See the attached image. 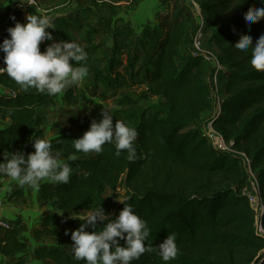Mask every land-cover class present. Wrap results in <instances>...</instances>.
I'll use <instances>...</instances> for the list:
<instances>
[{"label":"trees","instance_id":"obj_1","mask_svg":"<svg viewBox=\"0 0 264 264\" xmlns=\"http://www.w3.org/2000/svg\"><path fill=\"white\" fill-rule=\"evenodd\" d=\"M167 1L170 9L159 16L158 25L147 27L143 39L128 41L124 50L118 34L110 51L96 44L99 29L91 26L89 15L78 12L75 22L52 19L54 28L47 31L56 42L74 41L88 53L89 75L82 90L69 86L56 96L25 92L7 74L0 75V117L10 122L0 129V162L19 146L25 156L34 152L32 138L47 139L51 131L53 151H60L61 161L73 169L68 184L40 181L47 210L33 230L36 264H83L73 259L71 248V231L82 221L71 215L84 216L102 206L114 219L125 205L113 202L107 192H116L123 181V201L148 221L153 247L132 264H165L156 246L169 233L175 234L178 252L167 264H264V238L256 233L255 213L244 194L251 189V170L264 203V72L251 67V50L242 54L233 47L241 36L250 35L255 43L264 35V20L250 29L244 23L249 10L264 4L202 2L207 44L223 67L218 83L224 98L218 107L211 84L216 68L191 53L196 24L192 10L183 0ZM9 2L15 0H0ZM80 17L85 27L78 23ZM52 42H43L41 51ZM100 97L113 101L109 112L114 122L119 119L137 130L134 160L109 144L99 154L74 149L73 140L107 110L98 103L95 109L87 106L89 99ZM56 108L72 119L76 133L63 130L60 122L50 124L41 113ZM209 123L236 153L213 145L205 136ZM5 179L0 175V189ZM24 193L25 186L17 185L9 199L17 201ZM28 248L15 232L5 231L2 253L14 264H27Z\"/></svg>","mask_w":264,"mask_h":264},{"label":"clouds","instance_id":"obj_2","mask_svg":"<svg viewBox=\"0 0 264 264\" xmlns=\"http://www.w3.org/2000/svg\"><path fill=\"white\" fill-rule=\"evenodd\" d=\"M18 2L21 7L25 4L23 0ZM260 3L264 4V0ZM12 19L15 20V16ZM261 20H264V7L251 9L244 17L249 29ZM26 21L9 27L10 38L0 43L5 65L0 67V75L7 74L22 91L35 89L48 96L61 94L69 86H80L89 75L87 51L74 41L56 42L52 32L47 31L54 28L49 17L29 14ZM45 41L53 42L42 52L40 45ZM233 47L242 54L251 50V67L264 72V35L255 43L252 36H241ZM137 136L136 129L119 119L114 124L113 115L102 109V119H94L90 129L73 140V147L77 152L99 154L109 144L115 147L117 154L126 151L128 160L132 161L137 155L134 146ZM32 143L35 151L27 156L19 151L5 154L4 161L0 162V175L11 178L19 186L35 187L44 179L68 184L73 169L69 163L61 161V152H54L52 143L38 136L32 138ZM120 202L125 206L114 219L102 206L84 216L71 215L82 221L79 228L71 231L74 260L83 264H132L145 252L153 251L148 221L136 213L131 204ZM88 228L93 231H87ZM156 247L165 264L175 259L178 252L175 234L169 233Z\"/></svg>","mask_w":264,"mask_h":264},{"label":"rangeland","instance_id":"obj_3","mask_svg":"<svg viewBox=\"0 0 264 264\" xmlns=\"http://www.w3.org/2000/svg\"><path fill=\"white\" fill-rule=\"evenodd\" d=\"M25 4L23 7H21L18 0H15L13 4L10 6H5L0 3V21L3 20L5 16L9 14V12L12 10V7L14 5L17 6V10L15 12V17L18 21H21L23 19L24 22L26 21V17L29 14H35L38 16H46L53 21V18H63L70 17L71 22H75L77 19V12L81 13V16L89 15L90 21L89 23L91 26L96 27L99 29V34L96 37V44H104L106 42L107 38H110L112 36V33L114 32L110 26H108V23L111 24V21L108 22L103 18L105 14L108 11H112L114 8H117L119 6H115L114 0H38L39 9H34L32 6H29L27 0H23ZM120 8H132L136 5V0H128L127 3H122ZM5 6V7H4ZM167 7V4L165 3V0H143V4L139 7L138 13H133V15H127L125 11L121 12V16L119 15L121 24L124 22L126 25H132V27L140 26L138 28L134 27L135 29H140V31H146L147 25H144L145 21H150V17L153 15L154 12L158 11V9H165ZM170 8L167 7V11L164 13L166 14ZM125 10V9H124ZM125 16V17H123ZM132 16V17H131ZM83 17H80L79 22H84L82 27L86 26V20L82 19ZM126 19V20H125ZM159 20V17H158ZM88 21V20H87ZM53 24V22H52ZM54 25V24H53ZM57 27V26H56ZM84 31V29H83ZM8 37L9 33L7 32ZM111 35V36H110ZM145 35V34H144ZM112 38V37H111ZM43 44V43H42ZM42 44L40 45V48H42ZM106 45V43H105ZM112 47H114V42L112 44ZM126 47L123 45V50ZM77 90H82L83 85L80 87L75 86ZM220 97L223 99L224 94L220 91ZM100 102L95 101L94 99H89L87 101V106L91 109L97 108L96 103L102 104L107 108L108 111H111L114 109L113 101L111 99L104 100L102 97ZM57 112V113H56ZM56 112H49L43 110L41 113L46 115L48 117V120L50 124L53 123H59L62 126V129L70 132V133H76L78 128L77 126L72 125V119L68 115L62 114L59 109L56 108ZM115 124V122L113 121ZM124 178V177H123ZM7 179V178H6ZM7 181V180H5ZM4 181V182H5ZM126 192V184L123 181L119 187V189L116 192H107V196L112 198L113 202H120V200H123V196Z\"/></svg>","mask_w":264,"mask_h":264},{"label":"crops","instance_id":"obj_4","mask_svg":"<svg viewBox=\"0 0 264 264\" xmlns=\"http://www.w3.org/2000/svg\"><path fill=\"white\" fill-rule=\"evenodd\" d=\"M131 1V0H130ZM126 1H115V6H119L117 8H114L112 11H108L103 18L108 22L111 21V24L108 23V26L111 27V29L114 31L112 33V38H107L106 42H104V49H108L109 51L112 50V44L114 42L115 35H119V41L120 44L125 46V44L129 42L139 43L145 34V31H140V29H135L134 27L138 28V26L132 27V25H126L124 24V21L122 24L120 22L119 15L121 16V12L125 11L127 15H133V13H138L139 7L143 4V0H136L135 7H132L130 9L126 8H120L122 3H127ZM165 3L168 7V1L165 0ZM12 2H9L5 4V6H10ZM167 7L165 9H158V11L154 12L153 15L150 17V21H145L144 25L155 27L158 25V17L162 14H164L167 11ZM125 9V10H124ZM78 13V12H77ZM77 16V14H76ZM125 17V16H123ZM132 17V16H131ZM16 18V17H15ZM6 16L3 18V20L0 21V35H1V43L5 38L8 37L7 29L9 27H14L16 22L18 21L17 18L10 23H6ZM126 20V19H125ZM24 22V21H23ZM26 23V22H24ZM196 26V24H195ZM2 54L1 61H3L4 53L0 52ZM0 91H3V89L0 87ZM10 125V122H5L3 127H6ZM51 137H53V133L51 131H48L47 133V140H49ZM19 152L24 151V147L19 146L18 147ZM7 181L4 182V187L0 189V221H7L12 224L13 228L12 231L17 234V236L24 241H27L29 244L28 253L29 258L27 260V264H36L34 260V247L35 242L33 240V230L38 228L40 226L42 216L47 210V205L43 203L41 196H40V185L41 183L35 187L27 186L25 185V193L24 196L17 201H11L10 195L12 190H14L18 183L15 181H12L11 178L5 176ZM5 231L0 229V264H14L13 261L10 258H7L2 253V245H3V237H4ZM21 256V255H20Z\"/></svg>","mask_w":264,"mask_h":264},{"label":"built area","instance_id":"obj_5","mask_svg":"<svg viewBox=\"0 0 264 264\" xmlns=\"http://www.w3.org/2000/svg\"><path fill=\"white\" fill-rule=\"evenodd\" d=\"M29 6L34 7L35 9H39L38 0H27ZM189 8L192 10L193 16L196 21L195 31L193 34V40H192V55L194 57H201L206 62L211 63L213 67H215V73L213 74V77L211 79V84L213 86V89L215 91V97L217 100L218 107L222 103V98L220 97V88L218 83V73L219 70L223 69V67L220 64V61L217 57V54L211 50L208 47L207 40H208V34L206 30V21L205 16L202 8V2L203 0H183ZM17 10V6L14 5L12 7V10L9 12V14L6 16V23L12 22V17L15 16V12ZM1 35H0V43H1ZM2 54L0 53V67H4V61H1ZM82 85V84H81ZM80 85V86H81ZM78 86V87H80ZM6 121H4L0 117V129L3 128ZM205 136L209 138L213 145L221 151L224 152H234L231 149V146H229L223 139V137L218 134L213 128L212 124L209 123L207 127L205 128ZM247 163L249 165L250 170V162L247 160ZM251 189L245 188L244 194L248 196L249 203L251 205V208L253 209L255 213V230L256 233L264 238V225H263V217H264V203L262 201L261 195H260V189L258 185V181L256 176H254L251 173ZM13 226L11 223L7 221H0V229L3 231H10L12 230Z\"/></svg>","mask_w":264,"mask_h":264}]
</instances>
